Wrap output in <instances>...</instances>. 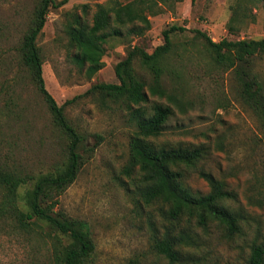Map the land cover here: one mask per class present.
Segmentation results:
<instances>
[{"label": "rangeland", "instance_id": "1", "mask_svg": "<svg viewBox=\"0 0 264 264\" xmlns=\"http://www.w3.org/2000/svg\"><path fill=\"white\" fill-rule=\"evenodd\" d=\"M106 1L67 0L50 8L36 39L44 87L56 105L67 102L64 116L88 148H78L83 163L73 183L58 197L56 208L87 224L94 251L86 264H243L249 244L255 237L264 238V134L240 101L233 71L211 61L195 31L212 42L262 39L264 0H240L245 14L231 33L227 23L238 0H182L171 12L146 16L135 33L102 41L103 66L87 78L70 59L65 25L72 13L81 14L83 5L88 7L83 17L90 24L94 5ZM36 3L0 0V167L34 175L60 165L67 145L19 63L17 50ZM172 25L184 31L170 35L172 47L161 60L160 84L175 101L151 95L149 72L133 61V71L144 84L146 100L141 106L146 112L153 103L171 109L156 143L203 145L207 154L197 169L225 183L235 195L227 205L247 220L242 236H228L214 223L201 228L180 221L187 239L178 245L176 263H169L153 248L154 238L163 231L157 205L138 204L131 176L122 172L134 131L125 104L96 91L84 94L94 85L117 83L113 67L126 51L136 46L150 53L163 43L161 31ZM250 70L264 89V55L251 58ZM183 181L192 192L208 191L193 170L185 171ZM19 192L23 194L24 189ZM51 234L45 226L25 233L9 219L1 221L0 264H51ZM58 240L60 244L67 241Z\"/></svg>", "mask_w": 264, "mask_h": 264}, {"label": "trees", "instance_id": "2", "mask_svg": "<svg viewBox=\"0 0 264 264\" xmlns=\"http://www.w3.org/2000/svg\"><path fill=\"white\" fill-rule=\"evenodd\" d=\"M181 1L131 0L122 4L117 0H108L104 4L94 5L90 24L83 17L88 7L81 6V14L72 13L65 25L71 61L90 78L103 66L102 41L120 39L125 33H135L138 30L137 24L144 23L146 16L171 12ZM194 1L190 0V3ZM66 2L67 0H37L30 24L17 50L19 63L41 96L53 125L67 138L65 159L51 171L36 175L1 166L0 222L9 219L15 228L25 233L37 232L40 227L45 226L52 232L51 264H86L94 251L87 224L80 219L68 217L56 206L58 197L73 183L83 163L78 148L82 146L84 151H88V148L84 144V138L64 116L63 108L67 102L56 105L46 91L41 77L42 61L36 45L49 9ZM244 14L241 1L238 0L231 8L228 33L233 32L234 23ZM183 31L184 29L175 25L162 30L163 43L154 47L150 53L136 46L131 47L113 67L117 83L97 84L84 93L96 91L105 98L125 104L128 120L134 131L128 141L127 161L122 172L131 176L138 204L157 205L163 231L158 238H154L153 248L169 263L179 262L178 245L187 239L179 227L180 221L194 222L201 228L214 223L228 236H242L247 221L241 211L233 210L227 205L228 201L235 200V195L226 188L225 183L197 169V165L207 154L203 145L156 143L171 116V109L153 103L146 112L141 106L146 100L144 84L133 71V61L149 72L151 83L148 92L151 95L175 101L173 96L164 92L160 84L161 60L171 51L170 35ZM195 33L203 40L211 61L233 71L239 87L240 101L256 117L264 134V89L250 70L251 58L264 55V38L212 42L204 34L198 31ZM186 170L195 171L205 181L208 187L205 194L192 192L184 185L183 174ZM21 189H24L23 194L19 192ZM59 237L66 238V243L60 244ZM243 264H264V238L255 237L249 244Z\"/></svg>", "mask_w": 264, "mask_h": 264}]
</instances>
